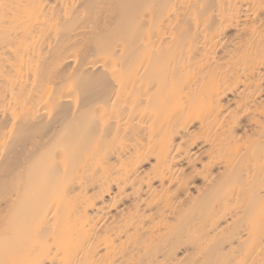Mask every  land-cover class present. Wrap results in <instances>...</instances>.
Returning <instances> with one entry per match:
<instances>
[{
    "label": "bare ground",
    "instance_id": "bare-ground-1",
    "mask_svg": "<svg viewBox=\"0 0 264 264\" xmlns=\"http://www.w3.org/2000/svg\"><path fill=\"white\" fill-rule=\"evenodd\" d=\"M0 264H264V0H0Z\"/></svg>",
    "mask_w": 264,
    "mask_h": 264
}]
</instances>
